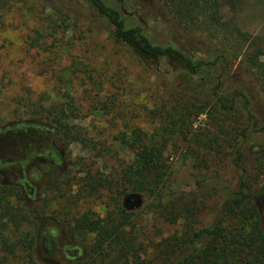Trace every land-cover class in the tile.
<instances>
[{"label": "rangeland", "instance_id": "rangeland-1", "mask_svg": "<svg viewBox=\"0 0 264 264\" xmlns=\"http://www.w3.org/2000/svg\"><path fill=\"white\" fill-rule=\"evenodd\" d=\"M154 2L136 0L125 14L157 44L208 53L205 41L212 39L201 33L205 28L188 33L176 27L169 12L156 9ZM244 2L236 23L254 37L264 36V0ZM63 3L72 7L73 16L58 12ZM220 16L225 24L233 14L224 6ZM113 31L106 20L71 0H0V185L13 191L9 199L15 207L32 214V223L25 220L18 227L0 220V264H108L91 253L95 236L74 239L68 223L86 212L99 218L113 210L115 181L128 189L119 201L134 212L127 230L137 236L140 254L152 257L163 238L179 232L123 173L136 165V153L123 143L133 130L140 129L149 142L171 128L163 161L172 174L169 184L179 193H193L206 209L205 224L216 202L214 186L198 188L195 175L216 169L199 168L204 159L195 158L183 135L195 139L201 157L218 156V167L226 170L224 182L234 183L239 175L232 171V148L217 139L227 124L223 117L206 103L204 113L196 115L188 101H205L206 90L182 95L155 74H168L169 68L116 43ZM171 73L174 81L181 74ZM63 110L64 122L89 140L87 147L58 135L54 120ZM246 144L250 150L264 146V136ZM248 165L256 170L250 160ZM256 203L261 209L264 202ZM32 238L36 261L27 257Z\"/></svg>", "mask_w": 264, "mask_h": 264}, {"label": "trees", "instance_id": "trees-1", "mask_svg": "<svg viewBox=\"0 0 264 264\" xmlns=\"http://www.w3.org/2000/svg\"><path fill=\"white\" fill-rule=\"evenodd\" d=\"M71 1L111 24L116 43L166 66L170 73L179 71L181 74L175 81L168 77L170 73L156 71L155 74L182 95L206 90L205 101L194 97L188 101L196 115L204 113L206 103L223 117L227 124L221 126L224 134L218 132L217 139L232 148V171L239 172L234 183L224 182L222 176L226 170L218 167L215 161L218 156L201 157L193 147L195 139L183 135L187 146L196 152L195 158L204 159L199 168L206 165L205 168L216 169L207 170L211 174L201 170V174L195 175L198 188L214 186L216 202L208 209L211 219L205 224L201 217L206 209L200 208L193 193H179L169 184L172 174L163 161L167 159L164 152L170 143L171 128L165 129L158 140L149 142L140 129L133 130L123 143L136 153V165L134 169L127 167L123 173L133 189L152 200L151 207L159 211L165 223L179 226V232L163 238L152 257L140 254L137 236L127 230L134 212L128 213L119 201L128 189L115 181L114 209L99 218L93 212H86L68 223L71 237L94 235L91 253L103 261L109 260L108 264H264V203L261 209L256 203L259 198L264 202V146L258 145L255 150L246 148L252 137L264 136V36L254 37L236 23L244 9V0H166L168 4L154 0L155 8L167 10L176 27H184L188 33L205 28L201 33L219 46L213 47L212 40L205 41L210 47L207 54L178 44L164 46L153 42L145 29L133 25L134 19L125 14L136 0ZM224 6L233 17L220 24V9ZM61 7L58 12L73 16L71 6L63 3ZM64 111L56 112L54 124L58 135L87 147L89 140L64 122L67 115ZM249 160L256 170H249ZM12 194V190L0 185V220L17 227L25 220L32 223L30 212L10 202ZM34 240L31 239L27 253L30 261H36L32 251Z\"/></svg>", "mask_w": 264, "mask_h": 264}]
</instances>
